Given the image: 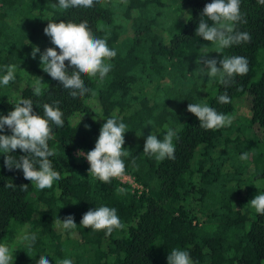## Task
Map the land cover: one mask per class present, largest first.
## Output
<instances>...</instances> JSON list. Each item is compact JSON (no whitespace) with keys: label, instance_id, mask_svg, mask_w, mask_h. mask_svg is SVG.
I'll use <instances>...</instances> for the list:
<instances>
[{"label":"trees","instance_id":"16d2710c","mask_svg":"<svg viewBox=\"0 0 264 264\" xmlns=\"http://www.w3.org/2000/svg\"><path fill=\"white\" fill-rule=\"evenodd\" d=\"M0 264H264V0H0Z\"/></svg>","mask_w":264,"mask_h":264},{"label":"rangeland","instance_id":"374dc122","mask_svg":"<svg viewBox=\"0 0 264 264\" xmlns=\"http://www.w3.org/2000/svg\"><path fill=\"white\" fill-rule=\"evenodd\" d=\"M218 17H219L218 18L219 21L216 24V26L218 28H220L221 32H220L219 36L217 37V39L215 38L213 40L211 49L208 50V52H207V59H208L207 62L211 65V67L219 65L221 63V61L224 59V55L222 54L221 45L228 38L229 32L232 28V21H231L230 17H228L224 14H219ZM227 23H228V25H225ZM204 93L205 92H202V96L205 95ZM91 105L93 106V108L97 109V105H95L94 102H92ZM240 113L242 114L243 110ZM240 113H238L237 115H239ZM236 116H233L232 120H235ZM20 125L23 126L22 124H20ZM254 132L258 135H261V131L256 127H254ZM23 231H25V229H23Z\"/></svg>","mask_w":264,"mask_h":264},{"label":"built area","instance_id":"2783aa9c","mask_svg":"<svg viewBox=\"0 0 264 264\" xmlns=\"http://www.w3.org/2000/svg\"><path fill=\"white\" fill-rule=\"evenodd\" d=\"M73 155L74 156H79L81 158H85L86 160H88L87 159V154L83 150H81L79 148H76L73 151ZM89 163L92 166L99 167V168L103 169L104 171L114 175L122 183H126V182L131 183V186L133 187V190L137 189L138 192L142 191L143 186L141 184H138L136 181H134L129 174H126V173H123V172L122 173L121 172H117L115 170L114 164H109L108 165V163H109L108 157H103L100 161H91L90 160Z\"/></svg>","mask_w":264,"mask_h":264}]
</instances>
